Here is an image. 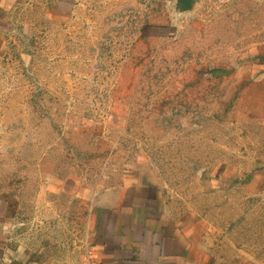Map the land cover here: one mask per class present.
Returning <instances> with one entry per match:
<instances>
[{
    "label": "rangeland",
    "instance_id": "rangeland-1",
    "mask_svg": "<svg viewBox=\"0 0 264 264\" xmlns=\"http://www.w3.org/2000/svg\"><path fill=\"white\" fill-rule=\"evenodd\" d=\"M38 1L0 45L12 248L95 264L99 196L134 182L197 250L264 264V0Z\"/></svg>",
    "mask_w": 264,
    "mask_h": 264
},
{
    "label": "crops",
    "instance_id": "crops-1",
    "mask_svg": "<svg viewBox=\"0 0 264 264\" xmlns=\"http://www.w3.org/2000/svg\"><path fill=\"white\" fill-rule=\"evenodd\" d=\"M38 2L0 0V45L18 31V19ZM55 8L64 12L69 5L57 0ZM133 183L112 187L99 196L103 214L91 251L95 264H259L197 250L189 230L192 220L171 217L158 193L149 185ZM5 211L0 205V264H37L12 248Z\"/></svg>",
    "mask_w": 264,
    "mask_h": 264
}]
</instances>
